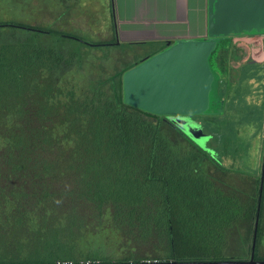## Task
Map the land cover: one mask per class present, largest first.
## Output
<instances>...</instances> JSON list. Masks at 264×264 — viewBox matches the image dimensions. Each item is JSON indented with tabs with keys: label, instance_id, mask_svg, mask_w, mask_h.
Returning a JSON list of instances; mask_svg holds the SVG:
<instances>
[{
	"label": "trees",
	"instance_id": "trees-1",
	"mask_svg": "<svg viewBox=\"0 0 264 264\" xmlns=\"http://www.w3.org/2000/svg\"><path fill=\"white\" fill-rule=\"evenodd\" d=\"M71 40L116 42L0 20V264L228 260L236 239L250 259L257 216L264 260V140L256 188H225L203 163L240 171L236 149L180 148L166 128L177 122L124 102L136 63L83 81Z\"/></svg>",
	"mask_w": 264,
	"mask_h": 264
},
{
	"label": "rangeland",
	"instance_id": "rangeland-1",
	"mask_svg": "<svg viewBox=\"0 0 264 264\" xmlns=\"http://www.w3.org/2000/svg\"><path fill=\"white\" fill-rule=\"evenodd\" d=\"M78 5L71 0H0V20H15L52 27L72 32L88 41L100 39V36L93 33L96 29L73 28L72 18L83 10ZM109 46L111 47L92 48L79 41L71 40L70 47L78 50L82 56L81 69L78 73L81 80L87 81L89 78L96 81L103 80L145 58L140 59L142 55H139L130 60L127 48L110 49L113 47ZM106 48L109 49L106 50ZM228 50L219 48L217 53L219 65L216 63V57L212 58L213 64L222 73L219 79V97L223 100L214 104L212 108L217 107L221 112L191 117L194 119L191 121L198 127L196 135L191 136L186 132L185 122H180L183 117H179L176 124L180 129L169 125L166 128L183 149L192 148L191 141L215 156H218L216 152L222 148L223 144L225 147L228 146L232 153L236 149L234 163L240 171L220 170L210 159L204 161L203 168L225 188L234 187L244 195L256 188L255 178L260 173L259 152L261 153L264 140V68L261 70L260 67L263 65H260L255 66L251 71L244 72L243 69L247 64L257 63L251 59L252 56H256L255 51L250 57L236 44H232L230 51ZM170 119L177 122L174 118ZM59 155L63 163L66 157L61 153ZM262 222L264 225V212ZM248 230V224L242 225L240 236L245 237ZM237 237L239 238L238 235ZM240 243L241 240L236 239L228 246L226 252L231 259H248L246 248ZM260 251L264 255V238Z\"/></svg>",
	"mask_w": 264,
	"mask_h": 264
},
{
	"label": "water",
	"instance_id": "water-1",
	"mask_svg": "<svg viewBox=\"0 0 264 264\" xmlns=\"http://www.w3.org/2000/svg\"><path fill=\"white\" fill-rule=\"evenodd\" d=\"M208 36L177 40L128 69L123 75L124 102L160 116L179 117L189 135L198 127L187 118L221 111L212 108L219 97L220 73L212 62L224 38L264 34V0H210ZM220 107V106H219ZM186 118V120H184ZM264 136V122H263ZM259 216L255 221L248 260L82 262L76 264H264L255 259ZM61 264V263H56ZM74 264V263H63Z\"/></svg>",
	"mask_w": 264,
	"mask_h": 264
},
{
	"label": "crops",
	"instance_id": "crops-1",
	"mask_svg": "<svg viewBox=\"0 0 264 264\" xmlns=\"http://www.w3.org/2000/svg\"><path fill=\"white\" fill-rule=\"evenodd\" d=\"M71 2L84 10L72 18L73 28L96 29L93 33L100 39L95 40L116 39L110 49L127 48L130 60L139 55L141 59L156 54L167 42L173 44L177 40L208 36L210 0H115L117 32L113 28L111 0ZM231 38L232 44L239 45L250 57L255 51L256 56L251 59L257 63L247 64L244 72L255 66L263 65L260 68H264V34Z\"/></svg>",
	"mask_w": 264,
	"mask_h": 264
},
{
	"label": "flooded vegetation",
	"instance_id": "flooded-vegetation-1",
	"mask_svg": "<svg viewBox=\"0 0 264 264\" xmlns=\"http://www.w3.org/2000/svg\"><path fill=\"white\" fill-rule=\"evenodd\" d=\"M177 119H179V118H177ZM184 120H186V118L184 119ZM191 120H194L193 118H191V117H189V118H187V122H191ZM191 123H195V122H191Z\"/></svg>",
	"mask_w": 264,
	"mask_h": 264
}]
</instances>
